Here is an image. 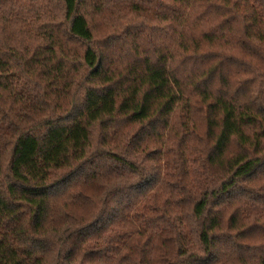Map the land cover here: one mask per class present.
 <instances>
[{
	"label": "trees",
	"instance_id": "1",
	"mask_svg": "<svg viewBox=\"0 0 264 264\" xmlns=\"http://www.w3.org/2000/svg\"><path fill=\"white\" fill-rule=\"evenodd\" d=\"M0 264H264V0H0Z\"/></svg>",
	"mask_w": 264,
	"mask_h": 264
},
{
	"label": "rangeland",
	"instance_id": "2",
	"mask_svg": "<svg viewBox=\"0 0 264 264\" xmlns=\"http://www.w3.org/2000/svg\"><path fill=\"white\" fill-rule=\"evenodd\" d=\"M91 24L92 26H94L95 28V37H97L98 40H103L104 38H109V37H113L115 36L114 35V32L110 29H104L102 28L101 26H106L103 22V20H99V18H95V19H91ZM140 129V126H133L130 130L131 133H135V132H138ZM98 134V132H97ZM128 133H125L124 135H127ZM130 134V133H129ZM120 139L123 138V136H120L119 137ZM150 168H155V166L157 165H154L153 163H150L148 165Z\"/></svg>",
	"mask_w": 264,
	"mask_h": 264
}]
</instances>
